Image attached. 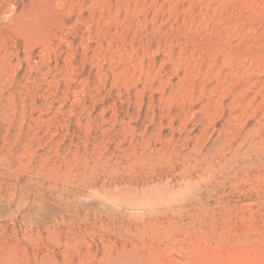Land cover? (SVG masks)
Returning a JSON list of instances; mask_svg holds the SVG:
<instances>
[{
    "label": "rangeland",
    "instance_id": "1",
    "mask_svg": "<svg viewBox=\"0 0 264 264\" xmlns=\"http://www.w3.org/2000/svg\"><path fill=\"white\" fill-rule=\"evenodd\" d=\"M0 264H264V0H0Z\"/></svg>",
    "mask_w": 264,
    "mask_h": 264
},
{
    "label": "bare ground",
    "instance_id": "2",
    "mask_svg": "<svg viewBox=\"0 0 264 264\" xmlns=\"http://www.w3.org/2000/svg\"><path fill=\"white\" fill-rule=\"evenodd\" d=\"M217 188V187H216ZM212 190V189H211Z\"/></svg>",
    "mask_w": 264,
    "mask_h": 264
}]
</instances>
